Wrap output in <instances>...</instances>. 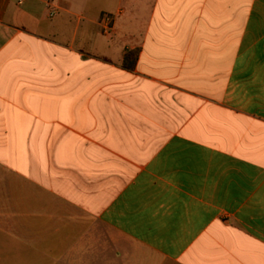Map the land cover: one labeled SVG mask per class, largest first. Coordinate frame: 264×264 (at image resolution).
<instances>
[{
	"label": "crops",
	"instance_id": "obj_1",
	"mask_svg": "<svg viewBox=\"0 0 264 264\" xmlns=\"http://www.w3.org/2000/svg\"><path fill=\"white\" fill-rule=\"evenodd\" d=\"M0 264H264V0H0Z\"/></svg>",
	"mask_w": 264,
	"mask_h": 264
},
{
	"label": "trees",
	"instance_id": "obj_2",
	"mask_svg": "<svg viewBox=\"0 0 264 264\" xmlns=\"http://www.w3.org/2000/svg\"><path fill=\"white\" fill-rule=\"evenodd\" d=\"M139 57V49L127 52L124 58V68L133 70Z\"/></svg>",
	"mask_w": 264,
	"mask_h": 264
},
{
	"label": "built area",
	"instance_id": "obj_3",
	"mask_svg": "<svg viewBox=\"0 0 264 264\" xmlns=\"http://www.w3.org/2000/svg\"><path fill=\"white\" fill-rule=\"evenodd\" d=\"M102 21L105 25V30L107 31L112 23V17L110 15H106L103 17Z\"/></svg>",
	"mask_w": 264,
	"mask_h": 264
},
{
	"label": "rangeland",
	"instance_id": "obj_4",
	"mask_svg": "<svg viewBox=\"0 0 264 264\" xmlns=\"http://www.w3.org/2000/svg\"><path fill=\"white\" fill-rule=\"evenodd\" d=\"M112 17V16H111ZM112 20H113V17H112Z\"/></svg>",
	"mask_w": 264,
	"mask_h": 264
}]
</instances>
